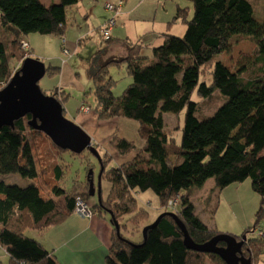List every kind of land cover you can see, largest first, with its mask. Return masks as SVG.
Here are the masks:
<instances>
[{
  "label": "trees",
  "instance_id": "obj_1",
  "mask_svg": "<svg viewBox=\"0 0 264 264\" xmlns=\"http://www.w3.org/2000/svg\"><path fill=\"white\" fill-rule=\"evenodd\" d=\"M79 1L0 0V89L13 75L11 60L16 57L19 62L15 73L26 59L19 51L21 39L31 34L62 39L71 25L69 12ZM188 1L192 12L178 7L168 24L183 22V35L165 32L162 42L148 55L140 41L125 42L123 57L97 66L90 64L87 70L94 108L82 103L86 113L92 111L99 124L115 120L135 122L141 143L137 148L132 141L120 137L116 129L108 141L112 155L91 140L100 156V178L110 186L100 203L88 205L94 170L90 162L84 163L86 181L74 182L67 188L59 185L62 169H66L60 156H93L90 152L73 154L56 147L44 134L27 125L30 115L14 121L13 127L0 128V173H15L30 181L23 188L0 182V249L9 258L8 264H60L39 238L74 212L76 198L96 212L95 216L107 217L113 228L105 264H225L217 255L186 249L171 215L176 214L196 244L221 234L216 225L209 228L201 222L194 201L183 194L200 189L209 179L219 190L250 180L251 189L260 199L255 223L240 236H231L237 241L245 238L242 255L252 264L259 260L264 238L253 233L261 231L256 226L264 219V12L262 20H256L248 0ZM110 4L117 7L122 1ZM107 12L110 15L105 23L114 16ZM100 36L104 39L101 33ZM244 41L253 44V58L231 71L219 57ZM111 42L109 35L105 43ZM120 66L131 81L115 96L112 90L116 81L109 69ZM204 67L210 70L209 82L199 81ZM57 72L58 68L45 66V74ZM49 96L62 105L66 118L64 103L69 96L56 89ZM222 97L227 101L212 114H201L204 106L217 103ZM182 111L183 126L177 144L165 129L163 115H179ZM41 135L54 153V160L49 161L53 182L47 178V166L40 163L37 167L35 163L34 152L40 148L32 139ZM131 155L127 163L111 166L114 156ZM145 191H152L165 211L145 238L134 244L121 235L125 225L119 221L124 217L134 224L148 220V213L138 206L136 198L138 192ZM176 198L178 205L169 206ZM114 223L119 228L118 235ZM33 231L36 237L29 235ZM217 245L224 246L222 242Z\"/></svg>",
  "mask_w": 264,
  "mask_h": 264
},
{
  "label": "rangeland",
  "instance_id": "obj_2",
  "mask_svg": "<svg viewBox=\"0 0 264 264\" xmlns=\"http://www.w3.org/2000/svg\"><path fill=\"white\" fill-rule=\"evenodd\" d=\"M148 1L151 2L152 5H154L157 0H147V2ZM248 1L252 5L254 18L256 20H262V16L264 12V0H248ZM43 2L48 3L50 2V0H43ZM163 3L166 4L167 9L174 8L177 3L180 4L181 7H187L189 9V12H192V5L191 2L188 0H163L161 4ZM96 17L98 21L94 22V24H97L99 22L98 13L96 14ZM102 17L103 15H101V18ZM169 27L174 29V31H176V33L174 34L179 35L181 33L182 34L184 33L186 25H184L183 22L181 23L180 21H176L172 23L171 26L169 25ZM135 30L136 29H134V27L130 23H126L124 25H119L114 30V33L119 34L128 31L131 32V34H133ZM168 33L170 32L168 31ZM68 34H72V32H69ZM11 39L12 37H9V45ZM21 40L25 41V38ZM27 40L32 44L33 48L35 49L34 51L32 50L28 51V53H31L30 57H32V59L33 58L39 59L41 62L45 64V66L48 65L49 63L51 64H56L57 62L58 64L60 63L61 60L60 44L62 42L61 38L55 36H49V35L31 34L27 37ZM95 42L105 43V40L101 38L99 32L97 31L94 33V40L92 41V43ZM159 44L160 43H158L157 45ZM84 45H86L85 40H84ZM253 47H254L253 44L249 42L246 41L241 42L240 44L230 49L229 52L223 53L219 57V59L231 71L235 72L239 67L243 66L253 58L252 55ZM19 48H20L19 51L21 53V57L27 54L26 52H24L23 49H21L20 44H19ZM83 49L86 50V48L84 47ZM11 61H12L11 69L14 72L17 70V67L19 66L18 64L19 62L18 59H16V57ZM73 61L74 59L68 62V66L70 68L73 66ZM80 63H81L80 60H77V65H79L80 68L79 71L77 69L73 71L79 72L77 73L76 78L81 85L82 84L84 85V91L83 92L78 91L76 86H72L70 88V91L65 92L66 95L69 96V98L65 103V105L67 104V109L69 110V113L68 110L66 112L65 115L66 119L74 123L81 129H83L89 135L95 137L96 143L99 145L103 144L104 147H106L107 145L109 148V144L108 142L106 143L107 140L103 139V137H100V135L102 134V130L104 131L107 128H111V131L113 132L116 131L115 127H117L118 129L117 133L119 136L123 135V133L125 132L126 133L125 136L129 137L128 139L131 140L136 139L138 140L139 143L140 140L139 138H137L136 129L134 128V125H136L135 122L126 121V120H115L110 124H106V127H101L100 130L93 127L95 125L92 121L89 122L90 119L96 120L92 111L91 113L86 115L89 117H86L85 120L80 118L83 116L78 111L81 103H85V105L89 106V108L91 109L94 108V99H93V95L91 94L92 90L90 88L91 84L87 81ZM13 72L12 74L14 75ZM109 72L110 75L113 77V80L116 81V84L114 85L112 92L115 94V96H119L122 93L123 89L130 83L131 80L125 74L124 67L122 66L110 67ZM200 74L201 75L199 81L204 79L205 82H209V80L211 79L210 70L208 67H204L201 70ZM72 76H74V74ZM58 77L57 75L56 77H54L45 74L42 77V79L39 80L38 87L41 89V91L44 94L49 96L51 95L50 90H52L53 88L56 87V85H58V80H57ZM226 101L227 99L222 97L221 100H219L217 103H210V105L208 104L207 106H204L202 108L201 114L202 115L212 114L215 109L220 107ZM196 115H198V112L196 113ZM183 116H184V111H182L179 115H172V114L163 115L165 129L167 130L168 134H171L177 140V144L180 143V131L183 126ZM110 133L108 135H110ZM97 134L98 136H96ZM32 143L36 144L40 148V151H37L36 153L34 152V159L37 167L40 165V163L46 165L48 168L47 178L51 182H53L54 172L52 168H50L49 161L54 160L53 158L54 153L51 150V146L48 140L44 135H41L32 139ZM60 157L62 159L61 163L66 166V169H62L64 175H63V179L60 181L61 183L59 182L60 186L67 188V187H71V185L74 182L86 181L87 178L84 170V163L87 161L90 162L92 165H94V170L92 173L93 186L97 188L99 182L100 194H101L100 198L106 197L110 186L107 180L99 178L100 167L98 165L97 160L93 156H90L88 153H83L81 156L76 157V156H71L68 153H64ZM115 165L116 163L113 160L111 166L113 167ZM0 182H3L8 185H16L22 188L30 185L29 180L23 179L22 177H20L18 174L15 173L12 174L0 173ZM237 189L238 191L235 192V190ZM225 192H230V193L227 194ZM183 194L188 195L189 198H191V200L194 201V205L198 213L202 215L201 210L204 209L203 213L208 217V218L204 217L203 214L202 219L204 221L208 222L210 219H212L213 220L212 222L216 223V226H218V231L230 233V235H234V236L235 235L240 236L246 228L253 226V224L255 223V213L260 205L259 195L256 194L251 189V183L249 179H246L245 181L239 184H233L228 187H225L222 190L216 188L213 180L209 179L200 189H192L188 193L183 192ZM136 196H137L136 198H137L138 206L148 213V220L144 222H140L138 224H134L132 222L129 223L127 221V217H124L119 221L121 225H125V229L120 230L121 235L134 244H138L142 241L143 228L154 222L165 211L163 208L160 207L159 200L153 194L152 191L138 192ZM237 199H239V201ZM97 202H98V197L97 194H95L93 197L89 198L88 205L91 206ZM256 229H259L261 231L258 232L255 231L253 235L258 236L260 238H264V219L258 223ZM29 235L36 237L34 231L33 234L29 233ZM39 239L40 241L43 240V236H41V238ZM8 263H9V258L5 255L4 251L0 249V264H8ZM253 264H264V248L262 254L259 257V260H257Z\"/></svg>",
  "mask_w": 264,
  "mask_h": 264
},
{
  "label": "crops",
  "instance_id": "obj_3",
  "mask_svg": "<svg viewBox=\"0 0 264 264\" xmlns=\"http://www.w3.org/2000/svg\"><path fill=\"white\" fill-rule=\"evenodd\" d=\"M119 1H122V7L116 17L115 26L110 33L112 42L92 43L94 40V33L97 31L100 34L101 26H103L110 15V13L105 10L104 6L107 3L116 4ZM146 2L147 0H80L78 4L72 8L71 12H69L68 19L71 25L67 29L65 36L62 38V40L64 39V43L62 41L60 44V63H49L46 65L47 67L58 68L56 74L50 75L54 77H56V75L57 77L59 76L57 79L58 85L52 90L56 89L57 93H61L70 91L72 86H76L78 91H84V85H81L76 78L77 73L79 72L73 71L76 69L79 71L80 69L79 65H77V60H80L85 77L91 84L87 72L88 68L91 66L90 64L94 63L95 66H97L109 59H120L126 52V48L124 47L125 42L140 41L145 49L144 51L148 55L150 48H153L157 46L158 43L162 42V34L168 31L172 34L176 33V31L170 28L168 24L172 20L177 8L181 7L180 4L176 3L174 8L167 9L165 3L161 4L163 0H157L154 5L149 1ZM97 13L99 14V22L94 24V22L98 21L96 17ZM101 15H103L102 18ZM126 23H130L134 29H136L133 34L128 31L119 34L114 33V30L119 25H124ZM69 32H72V34H68ZM181 34L174 35L181 36ZM25 40L28 42L30 49L34 51L35 49L32 44L27 38ZM84 40L86 41V45H84ZM63 47L68 49V56L62 53ZM83 47L86 48V50H84ZM95 54L97 55L95 56ZM69 59H74L71 68L68 66ZM73 74L74 76H72ZM65 103L64 110L66 114L68 109L67 104L65 105ZM78 111L80 112L79 109ZM80 113L83 115L80 118L85 120L86 117H89L86 115L91 112ZM91 121L94 123L95 126L93 127L96 129L101 130V127H106V124H99L94 119H90L89 122ZM134 128L136 129L135 125ZM115 129H117V127H115ZM109 133L110 135H108ZM111 135V128H107L104 131L102 130L100 137L107 140V143ZM125 135L126 133L124 132L120 137L132 141L138 148L141 146V143H138V140L128 139L129 137H126ZM89 136L91 137V140L96 143L95 137L91 135ZM96 136H98V134ZM99 146L103 152L105 151L106 153L113 155V152L107 145L106 147H104L103 144ZM131 159L132 155L126 158L113 157V160L118 166L127 163ZM237 191L238 189L235 190V192ZM225 193L228 194L230 192ZM237 200L239 201V199ZM203 211L204 209L201 210L202 215L197 212L201 222L209 228L215 226L216 223H213L211 220H207L208 222H206L202 219L204 214ZM204 217L207 216L204 214ZM112 233L113 228L107 220V217L103 215L93 216L92 218H83L71 213L62 223L47 229L43 235V242L46 247L53 252L55 258L60 264H105V259L111 245ZM221 233L226 232L221 231Z\"/></svg>",
  "mask_w": 264,
  "mask_h": 264
},
{
  "label": "water",
  "instance_id": "obj_4",
  "mask_svg": "<svg viewBox=\"0 0 264 264\" xmlns=\"http://www.w3.org/2000/svg\"><path fill=\"white\" fill-rule=\"evenodd\" d=\"M45 75V66L38 59L26 58L19 70L14 73L7 84L0 89V128L13 127V123L27 115L31 119L27 125L33 130L40 131L58 148L73 154H81L87 150L99 162L100 156L93 148L90 136L80 127L63 116L62 105L52 96L45 95L38 87V82ZM100 178V174H99ZM97 194L100 203V184H89V196ZM183 235V245L186 249L206 254H214L221 258L225 264H252L249 258L242 254V245L245 238L237 241L235 237L221 233L204 244H196L189 237L185 226L171 214ZM162 214L142 230L145 238L146 232L154 228ZM118 235L119 228L114 223ZM222 242L224 246L217 244Z\"/></svg>",
  "mask_w": 264,
  "mask_h": 264
},
{
  "label": "built area",
  "instance_id": "obj_5",
  "mask_svg": "<svg viewBox=\"0 0 264 264\" xmlns=\"http://www.w3.org/2000/svg\"><path fill=\"white\" fill-rule=\"evenodd\" d=\"M121 6H122V4L115 7L114 5H112L110 3H107L105 5L106 10L113 12V14H114V16L107 23H104V25L101 26V28H100V33L105 40H107L109 38L111 29L113 28V26L115 24L116 17L118 16V14L120 12ZM63 43H64V41H63ZM20 47L24 51H29V45L26 41L21 40L20 41ZM62 53L66 56L69 55V51L65 47H63V49H62ZM80 110L83 113L87 112V108H85L84 106L83 107L81 106ZM178 203H179V200H178V198H176V199L169 202V206L174 207V206L178 205ZM73 213L80 216V217H83V218H92L93 216L96 215V212L92 211L88 207V205L86 203H84L80 198H76V200H75V208H74Z\"/></svg>",
  "mask_w": 264,
  "mask_h": 264
},
{
  "label": "clouds",
  "instance_id": "obj_6",
  "mask_svg": "<svg viewBox=\"0 0 264 264\" xmlns=\"http://www.w3.org/2000/svg\"><path fill=\"white\" fill-rule=\"evenodd\" d=\"M62 41H64V39L62 40ZM24 52H26L27 54L26 55H24V56H26L25 58H31L30 57V53H28V51H24ZM23 62V61H22ZM22 62H21V64H22ZM44 64V63H43ZM13 76V75H12ZM9 81V80H8ZM5 86V85H4ZM3 86V87H4ZM79 110H80V108H79ZM80 112H82L81 110H80ZM91 138V137H90Z\"/></svg>",
  "mask_w": 264,
  "mask_h": 264
}]
</instances>
